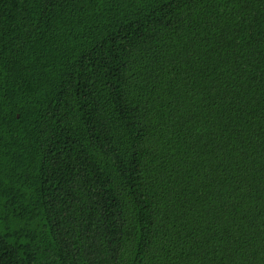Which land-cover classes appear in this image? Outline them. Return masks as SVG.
Instances as JSON below:
<instances>
[{"label":"trees","instance_id":"16d2710c","mask_svg":"<svg viewBox=\"0 0 264 264\" xmlns=\"http://www.w3.org/2000/svg\"><path fill=\"white\" fill-rule=\"evenodd\" d=\"M0 264H264V0H0Z\"/></svg>","mask_w":264,"mask_h":264}]
</instances>
